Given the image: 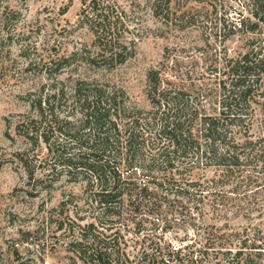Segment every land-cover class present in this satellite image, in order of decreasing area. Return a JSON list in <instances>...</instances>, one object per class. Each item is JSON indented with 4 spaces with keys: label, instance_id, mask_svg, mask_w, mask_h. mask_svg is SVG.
<instances>
[{
    "label": "trees",
    "instance_id": "16d2710c",
    "mask_svg": "<svg viewBox=\"0 0 264 264\" xmlns=\"http://www.w3.org/2000/svg\"><path fill=\"white\" fill-rule=\"evenodd\" d=\"M144 1L167 27L210 23L227 31L224 42L250 38L215 51L187 101L150 69L142 107L118 79L136 55L124 39L129 16L117 0H83L80 25L95 50L40 68L45 83L20 131L30 149L16 156L26 198L43 202L34 224L0 246V264L59 254L66 264H264V231L231 222L250 219V196L264 203V46L255 39L264 0Z\"/></svg>",
    "mask_w": 264,
    "mask_h": 264
},
{
    "label": "rangeland",
    "instance_id": "374dc122",
    "mask_svg": "<svg viewBox=\"0 0 264 264\" xmlns=\"http://www.w3.org/2000/svg\"><path fill=\"white\" fill-rule=\"evenodd\" d=\"M82 1L0 0V246L4 248L18 238L20 229L34 224L33 215L43 202L41 198H26L27 177L16 156L30 149L20 131L22 123L32 117L31 100L45 83L40 68L45 62L79 49L95 50L92 33L80 25ZM141 2L145 4L144 0ZM117 4L129 16V31L124 39L132 41L136 50L134 58L120 69L118 79L142 107L149 106L145 91L150 69L160 73L165 87L179 89L187 101L197 96L207 80L205 70L213 53L225 44L237 50L250 38L237 36L224 42L227 31L222 25L213 32L210 23L188 24L179 30L163 25L143 5L138 7V0H117ZM255 39L264 46V31ZM256 110L258 115L264 114L262 106H256ZM55 196L53 204L57 205L60 197L57 193ZM262 198V194L250 196V219H231L241 228L249 225L250 236L257 228L264 231ZM174 234L157 232L168 241ZM137 237L140 246L148 245L142 240L144 234ZM63 256H51L48 263L66 264Z\"/></svg>",
    "mask_w": 264,
    "mask_h": 264
}]
</instances>
